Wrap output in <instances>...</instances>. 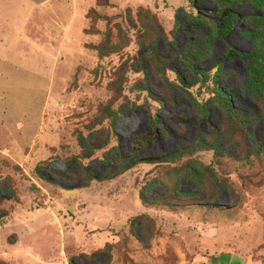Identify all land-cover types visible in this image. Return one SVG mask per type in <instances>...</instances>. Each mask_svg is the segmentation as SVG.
I'll return each mask as SVG.
<instances>
[{"label":"rangeland","instance_id":"obj_1","mask_svg":"<svg viewBox=\"0 0 264 264\" xmlns=\"http://www.w3.org/2000/svg\"><path fill=\"white\" fill-rule=\"evenodd\" d=\"M73 1L0 0L23 31L5 53L0 19V264H264V97L243 57L262 10Z\"/></svg>","mask_w":264,"mask_h":264},{"label":"trees","instance_id":"obj_2","mask_svg":"<svg viewBox=\"0 0 264 264\" xmlns=\"http://www.w3.org/2000/svg\"><path fill=\"white\" fill-rule=\"evenodd\" d=\"M234 1L250 2L253 6L262 10L260 13L248 17L250 19L249 24L254 29L256 33L255 36L259 39V47L252 53L243 54V57L245 59V71L248 78V86L251 89L258 90L264 97V0ZM104 4L105 1H98L96 6H101ZM238 23L239 17L234 11L230 9V3L220 5L214 28V36L220 40H224ZM192 72L194 73L192 76L193 79H199L200 82H204V79L200 75L202 71H199L194 66H192ZM216 87L217 86L214 85L215 89L213 88L214 102L225 114L227 128L230 135H243L246 129L244 121L242 118L238 117L236 110L232 108L229 98ZM160 162L157 161L155 163ZM45 179L51 182V180H48L47 178Z\"/></svg>","mask_w":264,"mask_h":264},{"label":"crops","instance_id":"obj_3","mask_svg":"<svg viewBox=\"0 0 264 264\" xmlns=\"http://www.w3.org/2000/svg\"><path fill=\"white\" fill-rule=\"evenodd\" d=\"M72 4H73L74 10H75V0L72 2ZM70 18H71L70 19V22L73 21L72 17H70ZM0 19H1V22L4 24L5 29L7 30V34H6L5 38H3L4 41H5V43H4L5 49L3 51H5V53H8V49L6 47L8 45V37H9L8 31H10L13 36H14V34H17V35H19L20 33L22 34L23 31H20V29H18L19 28V25H17V27H14L11 24V21L8 20V17H0ZM36 30H38V26L37 25H36ZM36 53L39 54L38 53V48L36 49ZM40 53L43 56L44 52L42 50H41Z\"/></svg>","mask_w":264,"mask_h":264}]
</instances>
